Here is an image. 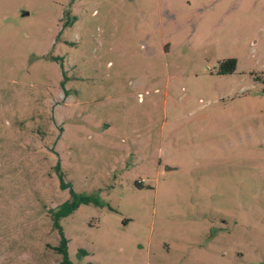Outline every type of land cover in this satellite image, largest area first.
Returning a JSON list of instances; mask_svg holds the SVG:
<instances>
[{"label": "rangeland", "instance_id": "1", "mask_svg": "<svg viewBox=\"0 0 264 264\" xmlns=\"http://www.w3.org/2000/svg\"><path fill=\"white\" fill-rule=\"evenodd\" d=\"M69 189L71 264H264V0H0V264Z\"/></svg>", "mask_w": 264, "mask_h": 264}, {"label": "trees", "instance_id": "2", "mask_svg": "<svg viewBox=\"0 0 264 264\" xmlns=\"http://www.w3.org/2000/svg\"><path fill=\"white\" fill-rule=\"evenodd\" d=\"M63 17L66 18V20L64 21V26H70L75 21V18L70 17L67 11L64 12ZM227 64H229V62H225L224 64H222L221 68H225L224 66ZM232 71H233V67L231 66L229 70L221 71V73L230 74ZM55 171L57 172V177L59 179L60 187L62 189L70 188L69 184L64 183L63 173L61 172L60 167L58 165L55 166ZM89 201L90 200L85 199L84 197H80L78 194H76L71 189H69V199L61 203L56 208L50 210L52 226L55 230L58 231V234L60 236L59 245L53 249L58 254L61 255L62 264H71V263L67 256L66 241L63 238V234H62V231L59 225V220L68 216L73 211H75L79 207L80 204L88 203Z\"/></svg>", "mask_w": 264, "mask_h": 264}]
</instances>
